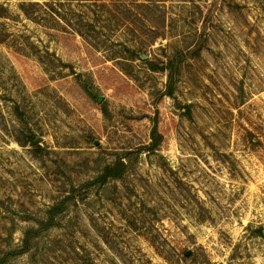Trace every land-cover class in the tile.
Listing matches in <instances>:
<instances>
[{
    "label": "rangeland",
    "instance_id": "374dc122",
    "mask_svg": "<svg viewBox=\"0 0 264 264\" xmlns=\"http://www.w3.org/2000/svg\"><path fill=\"white\" fill-rule=\"evenodd\" d=\"M98 1L0 0V264H264V0Z\"/></svg>",
    "mask_w": 264,
    "mask_h": 264
},
{
    "label": "trees",
    "instance_id": "16d2710c",
    "mask_svg": "<svg viewBox=\"0 0 264 264\" xmlns=\"http://www.w3.org/2000/svg\"><path fill=\"white\" fill-rule=\"evenodd\" d=\"M66 1H69V2L73 1V2H76L77 4H81V6H90V5L105 6L103 2L101 3L98 0H66ZM57 5L60 6V0H28V2L24 6H22V8L20 9L22 13L24 14V16H26V18L32 20L33 22H36L35 10L37 11V9H39L41 6H45V7H48L52 12V11H55L54 6H57ZM53 13L58 15V18L61 17L60 13H57V12H53ZM39 17L40 16L38 14V20H39ZM77 18H79V23L77 24L78 26L80 25L81 28H77L75 32L80 37L86 40L85 32H83L85 30L83 29H87L90 23L87 22L86 19L83 18L82 14H78ZM73 28H75V26H73ZM126 51L130 55V57L135 56V50H126ZM146 64H147L148 69L152 72L167 71V70L169 71L172 65L171 63H168L166 66L159 68L158 66H155L153 64H149V63H146ZM79 82L81 83L82 81L79 80ZM80 85L82 86L85 92H88V90L90 89V86L87 82H82ZM174 87H175L174 75L172 72H170L167 75V87H166V91L164 92V95L169 98H172ZM102 113L106 118L110 117L104 108H102ZM22 120L23 118L21 116L20 122ZM149 138H150V144L146 146L143 150L145 152L153 153L159 148L161 141H162L160 134L157 132V128L155 124L153 125L150 131ZM126 168L127 166L123 160V157H118L115 159L113 163L106 165L101 170L100 175H98L94 180L84 184L82 187H86V188L93 187V186L101 187L105 185L106 183H108L109 181L120 180L122 176L124 175V173L126 172ZM78 191L79 190L75 191L72 188L69 196H67L65 199H63L59 203L52 205L46 211L45 219L42 221L36 222V225H37L36 229H29L23 233L22 247L19 250L14 251L10 255L20 256V255L27 253L30 250V245H31L30 243L32 239L38 237L42 232L55 227V218L66 210L67 203L69 201L74 200V196Z\"/></svg>",
    "mask_w": 264,
    "mask_h": 264
},
{
    "label": "water",
    "instance_id": "95a60500",
    "mask_svg": "<svg viewBox=\"0 0 264 264\" xmlns=\"http://www.w3.org/2000/svg\"><path fill=\"white\" fill-rule=\"evenodd\" d=\"M141 58V60H143V61H145L146 60V58L145 57H140ZM93 96V98L96 100V102L97 103H101L102 102V98H100V97H97L96 95H92ZM36 142H31L30 144L31 145H34Z\"/></svg>",
    "mask_w": 264,
    "mask_h": 264
}]
</instances>
